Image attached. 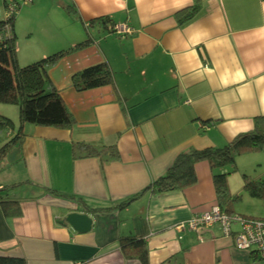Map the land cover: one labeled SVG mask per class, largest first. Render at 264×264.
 Masks as SVG:
<instances>
[{"label":"crops","instance_id":"0c3cea01","mask_svg":"<svg viewBox=\"0 0 264 264\" xmlns=\"http://www.w3.org/2000/svg\"><path fill=\"white\" fill-rule=\"evenodd\" d=\"M68 5L82 20L67 13ZM99 17L133 32L119 36L96 26L88 33L84 22ZM14 34L21 66L89 36L94 41L49 71L75 124L26 123V137L13 146L17 160H8L13 148L0 160V189L20 184L2 194L22 209L6 217L0 207V255L28 264H142L125 259L118 244L120 236H139L149 264H264L218 224L179 228L218 204L206 161L195 165L197 182L183 190L147 192L123 209L87 213L89 232L65 221L71 212L86 213L79 198L92 208L117 205L165 174L181 152L222 147L253 128L264 115V0H34L17 12ZM102 62L114 72L113 85L73 87L74 73ZM0 113L13 121L0 131L1 147L21 123L16 105L0 104ZM236 164V172L218 170L229 172L230 191L243 195L234 213L264 218V203L233 175L263 176L264 149L238 156Z\"/></svg>","mask_w":264,"mask_h":264},{"label":"trees","instance_id":"16d2710c","mask_svg":"<svg viewBox=\"0 0 264 264\" xmlns=\"http://www.w3.org/2000/svg\"><path fill=\"white\" fill-rule=\"evenodd\" d=\"M8 0H4L6 7ZM200 7L195 3L188 16L193 15ZM20 8V7H19ZM17 7V10L19 9ZM20 10V9H19ZM65 10L73 18L82 20L74 6H65ZM16 11L0 20V104H12L19 108L20 129L7 143L0 147V160L15 145H20L26 134L23 125L26 123L43 127L71 128L75 124L72 113L66 106L60 92L54 86L49 71L65 55L87 47L94 40L92 37L77 43L71 48L61 50L27 66H21L18 61L16 49V35L14 22ZM88 33L91 29L100 26L103 29L115 31L116 24L108 17H99L84 22ZM9 27L10 30H7ZM73 87L86 90L104 85L114 84V72L106 62L87 67L72 78ZM11 118L0 113V131L11 129ZM264 149V115L254 118L253 128L236 135L222 147H206L203 149L191 148L181 152L165 174L154 180L147 187L134 194L125 201L114 206L92 208L79 198L76 204L86 213H96L123 209L141 198L147 192L161 193L167 191L183 190L197 182L195 165L206 161L213 171V183L216 190L217 202L220 208L228 215H233L234 205L239 203L243 195L232 193L229 188V172H219L225 167H232L231 173L236 172V158L247 153H258ZM242 189L252 198L264 203V175L242 174ZM14 184L0 189V207L6 217H19L22 215L19 200L10 198L3 191L19 186ZM52 194L67 197L57 190L48 189ZM73 198V197H70ZM249 217V216H246ZM264 219V218H261ZM118 244L125 259H137L142 264H149V252L146 240L139 236H120ZM254 253V252H253ZM0 264H28L24 257L0 255Z\"/></svg>","mask_w":264,"mask_h":264},{"label":"built area","instance_id":"2783aa9c","mask_svg":"<svg viewBox=\"0 0 264 264\" xmlns=\"http://www.w3.org/2000/svg\"><path fill=\"white\" fill-rule=\"evenodd\" d=\"M33 1L8 0L5 7L6 16L15 13V11L17 14L21 7L29 5ZM17 7L20 8L17 10ZM7 30H10L9 27ZM114 32L119 36H127L133 31L129 26L116 25ZM202 127L208 128L206 125H202ZM214 224L220 225L223 233L233 238L236 247L253 251L257 257L264 259V219L237 214L228 215L223 212L218 204H215L202 214L183 221L179 228L198 231Z\"/></svg>","mask_w":264,"mask_h":264},{"label":"water","instance_id":"95a60500","mask_svg":"<svg viewBox=\"0 0 264 264\" xmlns=\"http://www.w3.org/2000/svg\"><path fill=\"white\" fill-rule=\"evenodd\" d=\"M20 149L13 148L8 155L10 162L17 160ZM65 221L77 232H89L93 225V219L87 213L71 212L65 217ZM63 222V221H62Z\"/></svg>","mask_w":264,"mask_h":264},{"label":"rangeland","instance_id":"374dc122","mask_svg":"<svg viewBox=\"0 0 264 264\" xmlns=\"http://www.w3.org/2000/svg\"><path fill=\"white\" fill-rule=\"evenodd\" d=\"M6 15H7V12H5L4 0H0V20L4 19L6 17ZM247 154H249V153H247ZM244 155H246V154H244ZM248 168L250 170L249 172H254V168H256V167H254V165H250ZM233 175H234V177H236L237 179L242 181L241 172H237V173H235ZM245 203L246 202H244V205H245ZM242 205H243V203H242Z\"/></svg>","mask_w":264,"mask_h":264}]
</instances>
